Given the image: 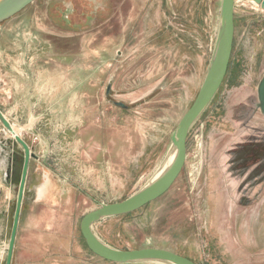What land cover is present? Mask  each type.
Returning a JSON list of instances; mask_svg holds the SVG:
<instances>
[{
  "label": "rangeland",
  "instance_id": "obj_1",
  "mask_svg": "<svg viewBox=\"0 0 264 264\" xmlns=\"http://www.w3.org/2000/svg\"><path fill=\"white\" fill-rule=\"evenodd\" d=\"M219 24L221 0H34L0 23V111L35 155L11 264H161L106 261L79 224L142 189L161 165ZM263 75L264 10L235 0L228 68L189 128L182 170L159 198L93 224L96 236L196 264H264ZM23 158L0 123V264Z\"/></svg>",
  "mask_w": 264,
  "mask_h": 264
},
{
  "label": "water",
  "instance_id": "obj_2",
  "mask_svg": "<svg viewBox=\"0 0 264 264\" xmlns=\"http://www.w3.org/2000/svg\"><path fill=\"white\" fill-rule=\"evenodd\" d=\"M34 0H0V23L13 17ZM234 1L221 0V18L223 19V36L220 51L208 66L205 77L198 90V93L191 106L183 114L180 119L172 141L177 149L175 160L168 173L157 183L140 189L129 197L120 202L101 204L97 209L86 213L80 220L79 230L87 248L96 256L114 263H127L145 259H162L173 264H196L192 260L160 248L143 247L132 250H119L109 245L99 244L93 236V224L107 218L124 215L148 204L151 201L162 196L174 183L175 179L182 170L186 159V139L189 128L198 118L207 104L210 102L220 84L222 83L227 71L228 63L231 56L233 37H234ZM264 10V0H252ZM220 37V34H219ZM219 41V40H218ZM217 47V46H216ZM216 50V49H215ZM110 85H107L106 94L109 93ZM258 107L264 116V75L257 85ZM114 106L126 109L128 106L120 101H113ZM0 123L10 133L13 132L10 122L4 117L0 111ZM15 141L22 147L24 158L22 164L21 175L18 184L16 203L11 226L9 241L7 244V252L5 264H11L14 250L15 238L22 207L23 194L26 185L29 159L35 155L30 152L26 142L18 135L13 137ZM95 234V233H94Z\"/></svg>",
  "mask_w": 264,
  "mask_h": 264
},
{
  "label": "bare ground",
  "instance_id": "obj_3",
  "mask_svg": "<svg viewBox=\"0 0 264 264\" xmlns=\"http://www.w3.org/2000/svg\"><path fill=\"white\" fill-rule=\"evenodd\" d=\"M220 25V37L217 36V38H219L216 50L214 52V57L213 59L218 55L219 51H220V47H221V43H222V36H223V19L221 18V24ZM219 34V33H218ZM5 117V116H4ZM6 118V117H5ZM12 126V125H11ZM13 132L10 133L11 137H14V135H18V132L14 129V127L12 126ZM177 153V149L174 145L173 142H171V145L168 149V152L166 155H164V159L162 160L161 165L156 169L155 173L153 174V176L148 180V182L145 184V186H142V189H145L147 187H150L151 185H154L155 183H157L158 181H160L170 170V168L173 165V162L175 160V156ZM94 239L97 243L99 244H105L103 242V240H101L98 236H96V234L93 233ZM139 261H155V262H159L161 264H173L169 261L166 260H162V259H145V260H139Z\"/></svg>",
  "mask_w": 264,
  "mask_h": 264
},
{
  "label": "trees",
  "instance_id": "obj_4",
  "mask_svg": "<svg viewBox=\"0 0 264 264\" xmlns=\"http://www.w3.org/2000/svg\"><path fill=\"white\" fill-rule=\"evenodd\" d=\"M228 68V67H227ZM131 213V212H130ZM127 214H129V213H127ZM125 215V214H124ZM120 216V215H119Z\"/></svg>",
  "mask_w": 264,
  "mask_h": 264
}]
</instances>
